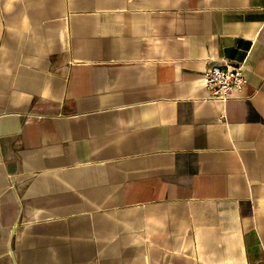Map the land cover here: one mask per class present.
<instances>
[{"label": "crops", "instance_id": "obj_1", "mask_svg": "<svg viewBox=\"0 0 264 264\" xmlns=\"http://www.w3.org/2000/svg\"><path fill=\"white\" fill-rule=\"evenodd\" d=\"M0 264H264V0H0Z\"/></svg>", "mask_w": 264, "mask_h": 264}, {"label": "built area", "instance_id": "obj_2", "mask_svg": "<svg viewBox=\"0 0 264 264\" xmlns=\"http://www.w3.org/2000/svg\"><path fill=\"white\" fill-rule=\"evenodd\" d=\"M203 81L210 99L226 101L245 85L242 66H213L203 73Z\"/></svg>", "mask_w": 264, "mask_h": 264}]
</instances>
